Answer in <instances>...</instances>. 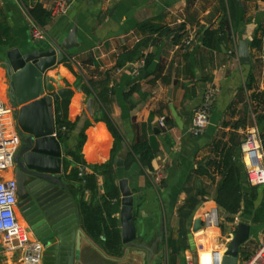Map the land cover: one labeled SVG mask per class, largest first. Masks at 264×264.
<instances>
[{
	"label": "crops",
	"instance_id": "crops-1",
	"mask_svg": "<svg viewBox=\"0 0 264 264\" xmlns=\"http://www.w3.org/2000/svg\"><path fill=\"white\" fill-rule=\"evenodd\" d=\"M221 1L0 0V23L5 22L11 31L8 43L0 44V101L9 110L5 118L9 124L7 131L19 135L13 158L21 146L16 124L20 106L15 105L9 95V77L3 64L7 52L11 48L18 49L21 54L43 51L50 42H66L75 29L74 43L65 52V59L49 69L46 75L71 91L67 116L73 129L68 139L61 143L64 151L62 179L80 214L83 235L79 240L77 264H159V259L162 260L160 264H186L194 259L198 264H210L211 252L218 250L224 255L238 228L245 225L250 228V237L240 248L239 258L253 254L263 242L264 218L261 221L254 218L264 201V185L249 184L241 143L235 147L234 154L242 191L238 214L230 215L219 208L215 203V184H211L208 173H197L202 169L211 140L221 130H228L224 123L236 121L244 110L249 94L244 92V87L250 74L257 88L264 92V56L250 46L255 30L264 20V0H238L239 6L244 8L236 27L223 28L216 47L207 48L202 43V35L206 30L221 27ZM34 3L41 4L52 15L41 40H33L30 35L33 21L25 5ZM147 21L171 30L183 25L184 37H193L192 46L179 49L177 44L184 37L175 43L172 33L143 29L142 24ZM246 39H249L250 62L241 63L238 47ZM137 49L143 55L151 56L148 65L138 74L133 71L136 58L116 66L121 54ZM133 85L137 88L127 94ZM207 86L214 87L217 92L209 124L201 134L193 135L194 112ZM234 108L235 113L229 116V111ZM105 115L113 121L122 140L129 142V146L144 140L156 148L150 169L144 168L138 160L126 168L124 165L117 168L114 160L121 143L113 158V181L118 188L119 182L125 180L133 198L136 242L152 243L163 235L164 242H157L149 262L143 249L123 248L122 243L124 255L110 257L85 232L81 203L94 209L101 208L104 201L116 202L106 196L107 175L95 174L93 191L85 190L67 175L71 168L92 174L94 167L111 159L114 138L103 121ZM248 115L250 125L258 127L264 147V109L259 111L258 122L251 111ZM161 117L164 127L159 125ZM82 133L85 135L82 163L75 164L66 153L74 148ZM238 134L242 141L245 130L240 128ZM14 166L13 163L11 168L0 170V180L14 178ZM189 189L198 194L199 201L181 226L177 210ZM118 195L115 216L120 229L119 188ZM212 207L218 210L219 226L204 227L202 217ZM17 217L30 240L37 241L18 207ZM197 220L201 221V228L193 231ZM0 264L24 263L21 253L6 256L0 245Z\"/></svg>",
	"mask_w": 264,
	"mask_h": 264
},
{
	"label": "water",
	"instance_id": "water-1",
	"mask_svg": "<svg viewBox=\"0 0 264 264\" xmlns=\"http://www.w3.org/2000/svg\"><path fill=\"white\" fill-rule=\"evenodd\" d=\"M75 29L66 42H50L43 51L21 54L11 48L3 62L9 77V95L20 106L16 114L21 146L13 158L14 179L17 188V207L28 220L42 246L39 264H77L79 240L82 233L80 214L75 202L68 196L62 179L64 151L56 137L54 104L71 93L57 84L46 72L63 62L65 52L73 46ZM249 39L241 41L238 56L241 63H249ZM57 80H60L58 78ZM47 92V94L45 93ZM130 153L129 142L121 141L114 164L124 165ZM120 198V238L123 248L136 247L153 257L157 242H136L133 216V198L125 180L118 185ZM201 228V221L193 224V231ZM250 237L248 225L238 228L224 252L221 264H238L239 250ZM162 260H158L160 264ZM198 264L197 260H193Z\"/></svg>",
	"mask_w": 264,
	"mask_h": 264
},
{
	"label": "trees",
	"instance_id": "trees-1",
	"mask_svg": "<svg viewBox=\"0 0 264 264\" xmlns=\"http://www.w3.org/2000/svg\"><path fill=\"white\" fill-rule=\"evenodd\" d=\"M221 27L216 30H206L202 35V43L207 48H215L217 40L220 39L219 33L223 32V28L230 30L234 29L237 25L239 15L244 7L239 6L238 0H222L221 1ZM26 12L35 24L43 30L51 22V12L46 10L41 4L34 3L29 6L25 5ZM143 29L150 32H169L172 33L173 41L178 43L181 38L185 36L184 26L180 25L174 30L168 28H159L153 24L152 21L142 24ZM11 37L10 27L5 23H0V44L8 43ZM251 48L260 51L264 56V20L255 30L252 39L250 40ZM145 57V63L148 65L150 62V55H143L138 49L134 52H127L119 56L116 66H120L124 62H131L135 58L139 59ZM137 88V85L130 87V93ZM244 92H248L245 102L244 110L239 115L238 119L234 122H225L224 127L228 130H221L209 143L207 148V156L204 158L203 165L198 174L208 173L211 184H215V203L222 210L230 215H236L241 209L242 191L240 188L239 177L240 172L234 162L235 147L240 145L241 140L238 130L241 128L245 130L250 126L248 112L251 111L255 114L256 122L259 120V111L264 109V92L259 90L256 86V81L252 74L248 76ZM70 101V95L64 96L54 104V116L56 126V137L59 142L63 143L68 139L73 124L68 121L67 111ZM232 107V106H231ZM235 108L229 111V116L235 113ZM103 121L106 123L109 131L114 138V147L111 159L104 165L96 166L93 168V173H84L83 176L79 175V170L71 168L68 172V178L74 182H78L85 190L93 191L95 186V174L102 173L107 175L109 185L106 184V196L110 199L119 200L118 188L114 183L115 171L113 168V158L120 147L122 136L117 130L113 121L108 116H103ZM65 129L64 131L62 129ZM85 135L82 133L74 148L67 151L66 155L70 158L72 163H82L81 149ZM130 154L124 162V167L135 160L147 169L151 168V160L153 159L156 148L144 140L135 141L130 146ZM68 163L65 167L67 168ZM199 201L198 194L192 190H186V198L182 205L177 210V216L181 223L189 217L193 208ZM104 201L101 208L89 209L84 203L80 204V210L83 214L84 228L86 234L96 243L103 252L114 258H119L124 255V250L121 244L120 229L118 228V220L116 214L118 212L117 203ZM264 218V201L260 204L255 215V221H261ZM170 245V242H169Z\"/></svg>",
	"mask_w": 264,
	"mask_h": 264
},
{
	"label": "built area",
	"instance_id": "built-area-1",
	"mask_svg": "<svg viewBox=\"0 0 264 264\" xmlns=\"http://www.w3.org/2000/svg\"><path fill=\"white\" fill-rule=\"evenodd\" d=\"M44 34V30L33 22L30 30L31 38L41 40L44 38ZM192 44L193 37L186 36L177 44V47L187 49ZM145 65V57L139 58L134 66V73L138 74ZM216 93V89L212 86H207L204 89L202 100L194 112V125L191 130L193 135L201 134L208 126ZM8 113L9 110L0 101V170L11 168L14 145L19 140V135L7 131L9 124L5 118ZM159 125L164 127L163 117L159 119ZM241 151L249 184L251 186L264 185V147L256 125L252 124L245 129ZM79 175H84L82 169L79 170ZM218 214L216 207L210 208L202 217V225L211 228L218 227ZM0 245L6 256L21 253V260L24 264H39L40 262L41 244L38 240H30L26 228L17 217V188L14 178L0 180ZM222 257V252L213 250L210 254V264H221ZM186 264L194 263L189 260ZM238 264H264V240L253 254L240 257Z\"/></svg>",
	"mask_w": 264,
	"mask_h": 264
},
{
	"label": "rangeland",
	"instance_id": "rangeland-1",
	"mask_svg": "<svg viewBox=\"0 0 264 264\" xmlns=\"http://www.w3.org/2000/svg\"><path fill=\"white\" fill-rule=\"evenodd\" d=\"M244 138H245V134L242 136V141H241L240 150L242 149V143H243V141H244Z\"/></svg>",
	"mask_w": 264,
	"mask_h": 264
},
{
	"label": "bare ground",
	"instance_id": "bare-ground-1",
	"mask_svg": "<svg viewBox=\"0 0 264 264\" xmlns=\"http://www.w3.org/2000/svg\"><path fill=\"white\" fill-rule=\"evenodd\" d=\"M19 222H20V219H19ZM21 223V222H20ZM210 234V233H209ZM212 236V235H211ZM208 239V238H207ZM209 240V239H208ZM212 244V243H211Z\"/></svg>",
	"mask_w": 264,
	"mask_h": 264
},
{
	"label": "flooded vegetation",
	"instance_id": "flooded-vegetation-1",
	"mask_svg": "<svg viewBox=\"0 0 264 264\" xmlns=\"http://www.w3.org/2000/svg\"><path fill=\"white\" fill-rule=\"evenodd\" d=\"M14 163V162H13ZM15 170V166H14V168H13V171Z\"/></svg>",
	"mask_w": 264,
	"mask_h": 264
}]
</instances>
